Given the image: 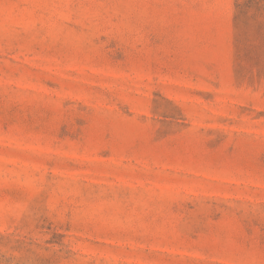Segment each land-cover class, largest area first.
I'll use <instances>...</instances> for the list:
<instances>
[{"label":"rangeland","instance_id":"obj_1","mask_svg":"<svg viewBox=\"0 0 264 264\" xmlns=\"http://www.w3.org/2000/svg\"><path fill=\"white\" fill-rule=\"evenodd\" d=\"M0 264H264V0H0Z\"/></svg>","mask_w":264,"mask_h":264}]
</instances>
